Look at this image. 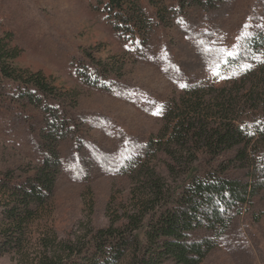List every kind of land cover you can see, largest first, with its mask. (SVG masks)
<instances>
[{
	"label": "rangeland",
	"instance_id": "obj_1",
	"mask_svg": "<svg viewBox=\"0 0 264 264\" xmlns=\"http://www.w3.org/2000/svg\"><path fill=\"white\" fill-rule=\"evenodd\" d=\"M135 1L146 23L129 38L105 18L106 0H0V26L10 33L1 35L19 49L11 65L40 72L49 84L48 91L26 89L0 74V178L34 176L48 147L58 160L44 216L32 227L31 251L49 230L58 242L90 250L92 234L133 204L131 192L139 190V167L126 173V161L152 136L167 140L166 126L185 112L191 90L211 101L226 84L235 85L240 98L257 86L228 69L226 59L264 28V0ZM29 89L36 92L33 100L25 95ZM243 109L249 122L255 110L261 113L257 106ZM190 153L174 171L164 152L148 165L173 189L214 171L249 179L235 149ZM148 222L134 233L141 245ZM25 260L17 252L0 256V264H29ZM201 264H264V189L235 214Z\"/></svg>",
	"mask_w": 264,
	"mask_h": 264
},
{
	"label": "trees",
	"instance_id": "obj_2",
	"mask_svg": "<svg viewBox=\"0 0 264 264\" xmlns=\"http://www.w3.org/2000/svg\"><path fill=\"white\" fill-rule=\"evenodd\" d=\"M105 18L123 36L133 38L145 26L146 18L135 0H106ZM154 2L155 0H150ZM187 0H179L185 3ZM198 1V0H196ZM210 1V0H206ZM0 26V74L27 87L48 91L49 84L40 72H21L11 65L19 55L1 34L10 35ZM261 57V59H260ZM264 28L250 36L237 55L226 59V64L238 73L243 82L256 80V87L247 88L240 98L235 85L226 84L210 100H201L199 89L191 90L192 98L185 112L173 117L166 126V141L153 136L142 144L140 153L126 161L124 171L138 169L140 184L132 190V202L111 218L107 227L92 234V246L86 251L72 242H58L53 230L37 240L33 249L32 227L42 215L55 182L56 155L48 147L37 173L22 182L0 178V256L17 252L29 264H201L217 246L219 238L230 226L235 214L259 191L264 189ZM242 62H246L241 65ZM250 62V63H249ZM237 77V74L234 75ZM229 82L235 78L227 79ZM226 81V80H225ZM36 92L25 95L35 99ZM220 95V96H219ZM202 101V102H200ZM243 105L257 106L255 120L245 117ZM54 127L51 128V132ZM48 134V138H50ZM55 137V134H51ZM50 146V145H49ZM221 155L236 150L235 159L248 169L249 179L224 177L217 171L203 177H193L180 189L168 186L164 177L148 160L159 152L171 159L167 166L175 170L178 159L199 150ZM56 160V161H55ZM179 188V187H178ZM236 211V212H235ZM234 212V213H233ZM149 217L145 240L134 234ZM205 229L208 235L197 237L195 231ZM33 253V254H32Z\"/></svg>",
	"mask_w": 264,
	"mask_h": 264
},
{
	"label": "snow or ice",
	"instance_id": "obj_3",
	"mask_svg": "<svg viewBox=\"0 0 264 264\" xmlns=\"http://www.w3.org/2000/svg\"><path fill=\"white\" fill-rule=\"evenodd\" d=\"M262 62H264V61H262Z\"/></svg>",
	"mask_w": 264,
	"mask_h": 264
}]
</instances>
